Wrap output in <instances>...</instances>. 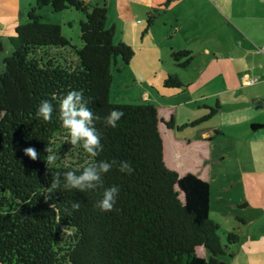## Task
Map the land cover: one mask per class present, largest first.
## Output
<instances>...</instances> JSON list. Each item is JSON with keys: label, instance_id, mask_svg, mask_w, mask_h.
Returning a JSON list of instances; mask_svg holds the SVG:
<instances>
[{"label": "trees", "instance_id": "trees-1", "mask_svg": "<svg viewBox=\"0 0 264 264\" xmlns=\"http://www.w3.org/2000/svg\"><path fill=\"white\" fill-rule=\"evenodd\" d=\"M75 8L85 14L80 22L82 46L73 45L60 24L42 20L37 10ZM153 16L149 17V23ZM106 4L86 0H36L28 21L15 27L12 52L0 71V264H222L223 255L239 242L230 232L224 242L220 225L210 215L212 189L198 174H181L165 161V144L157 106L152 102L111 100L113 68L131 62L134 47L115 41ZM74 53L75 59L67 56ZM179 63H189L192 51L173 50ZM166 86H179L170 75ZM84 91L87 107L99 116L95 128L103 150L93 157L75 146L78 162L56 161L47 168V144L55 150L68 132L59 120L60 98L71 90ZM54 106L52 120L37 118L42 100ZM112 109L123 111L118 126H106ZM217 110L191 122L207 120ZM169 127L174 124L167 122ZM34 147L36 160L24 154ZM128 161L131 175L113 167L103 175V187L81 192L58 190L46 201L53 177L101 160ZM119 186L114 210L94 207L104 188ZM79 202V210L72 204ZM68 209L71 212H66ZM203 247L206 255H200Z\"/></svg>", "mask_w": 264, "mask_h": 264}, {"label": "crops", "instance_id": "crops-1", "mask_svg": "<svg viewBox=\"0 0 264 264\" xmlns=\"http://www.w3.org/2000/svg\"><path fill=\"white\" fill-rule=\"evenodd\" d=\"M86 1H105L107 22L115 6L109 28L115 34L121 28L118 41L135 49L120 71L129 67L144 99L158 108L167 165L178 168L180 155L192 153L203 165L196 172L211 188L218 173L226 177L240 228L223 264H264V0ZM133 23L135 35H127L123 28ZM180 49L192 51L189 63L174 61L172 51ZM170 75L181 85L166 86ZM215 107L207 120L191 125ZM187 127L194 131L178 134Z\"/></svg>", "mask_w": 264, "mask_h": 264}, {"label": "rangeland", "instance_id": "rangeland-1", "mask_svg": "<svg viewBox=\"0 0 264 264\" xmlns=\"http://www.w3.org/2000/svg\"><path fill=\"white\" fill-rule=\"evenodd\" d=\"M104 2L105 1H102V4H104ZM34 5H36V0H0V71L5 69L4 59L12 52L10 37L15 34L16 25L28 21V12ZM114 7V4H112L111 10H109V19L107 22L108 27L112 25L115 20L113 16V12H115V9H113ZM37 13L42 16L43 21L60 24L64 35L71 40L72 44L78 47L82 46L83 41L81 39L80 22L82 19H85V14L83 12L78 11L75 8L54 11L50 5H47L39 8ZM137 26V24L133 23V25L124 26L123 30L126 31L127 35H135V29ZM118 29V32L115 34V41H118L119 38L123 37L120 32L121 28ZM67 56L70 59H75L74 53L70 50L67 52ZM118 59L120 61L118 66H120L123 63L120 57ZM113 74L114 79L111 86V100L113 102H148L143 96L144 86L139 83H134V74L129 67H126L123 71L114 67ZM161 127L165 130L163 124H161ZM193 131L194 129L192 127H187L179 131L178 134H190ZM68 138L69 137L65 135L59 137V140L56 141L55 151L57 153V161L65 163L78 162L79 158L83 156L78 153L79 151L75 149V146L67 141ZM196 157L197 156L192 153L190 155H185L184 153L181 154L178 158L179 167L175 169L181 173L186 171L197 173L198 171H201L203 165L198 159H196ZM214 158H216V155ZM168 166L173 168L169 163ZM226 166L227 162L225 167ZM225 179L226 177L224 175H219V173L212 179L213 185L211 188L212 200L210 211L211 217L220 225L219 235L224 242L227 241V236L230 232H236V229L240 228L239 221L236 218V213H238L239 209L232 207L228 203L231 195L230 192L227 193V189L224 187ZM235 190H239V186L235 187ZM236 193H234V195H236ZM227 198H229L228 201ZM199 253L200 255L205 254L202 249H199ZM222 260H227V255H223Z\"/></svg>", "mask_w": 264, "mask_h": 264}, {"label": "clouds", "instance_id": "clouds-1", "mask_svg": "<svg viewBox=\"0 0 264 264\" xmlns=\"http://www.w3.org/2000/svg\"><path fill=\"white\" fill-rule=\"evenodd\" d=\"M89 99L84 98L83 89L71 90L66 95H62L58 105L59 120L61 121L62 127L68 132L69 138L67 141L73 146L82 145L87 153L96 157L103 150L100 134L95 128V121L100 120V117L94 115L87 107ZM53 112V104L45 99L40 102L36 110V116L37 118H42L45 122H50ZM123 115V111L112 109L110 113L104 117V123L106 126L115 128L118 126V121ZM23 151L24 154L32 160H36L39 157V153L34 147H26ZM44 151L47 153L45 157L46 166L50 169V166L55 165L57 161V153L51 144H47ZM113 167L129 175L134 171L130 162L113 159L112 161L101 160L91 163L84 167L79 174H77L76 170L66 171L63 173V181L61 180L60 174L57 173L51 181L48 195L45 196V200H51L52 194L61 189H77L81 192H85L103 187V175L108 173ZM119 191V186L116 185L104 188L101 198L96 201L94 207L101 212L114 210ZM79 208V202L72 204V209L78 211ZM65 211L69 212L68 209H65ZM69 215H71V212H69Z\"/></svg>", "mask_w": 264, "mask_h": 264}, {"label": "water", "instance_id": "water-1", "mask_svg": "<svg viewBox=\"0 0 264 264\" xmlns=\"http://www.w3.org/2000/svg\"><path fill=\"white\" fill-rule=\"evenodd\" d=\"M224 263V261L222 262V264Z\"/></svg>", "mask_w": 264, "mask_h": 264}]
</instances>
